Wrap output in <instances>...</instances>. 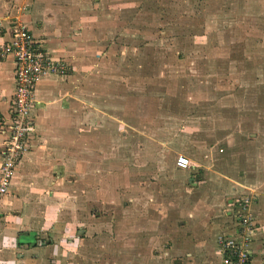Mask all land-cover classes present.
Here are the masks:
<instances>
[{"label": "rangeland", "instance_id": "374dc122", "mask_svg": "<svg viewBox=\"0 0 264 264\" xmlns=\"http://www.w3.org/2000/svg\"><path fill=\"white\" fill-rule=\"evenodd\" d=\"M84 3L96 35L94 66L73 71L75 99L92 121L104 114L115 124L100 127L110 136L99 153L91 148L89 184L75 188L85 191L91 220L108 230L105 241L96 236L90 245L89 263L131 264L130 235L120 225L129 228L132 214L177 219L171 241H163L160 233L170 228L160 223L153 234L172 246L177 214L193 208V199L216 214L204 222L213 227L232 216L226 204L233 186L255 190L253 204L264 199V0ZM179 155L195 167L176 173ZM99 183L106 200L97 196ZM189 233L200 241L202 233ZM202 240L217 243L215 235ZM178 253L156 264H185Z\"/></svg>", "mask_w": 264, "mask_h": 264}, {"label": "crops", "instance_id": "0c3cea01", "mask_svg": "<svg viewBox=\"0 0 264 264\" xmlns=\"http://www.w3.org/2000/svg\"><path fill=\"white\" fill-rule=\"evenodd\" d=\"M84 2L0 0V44L10 40L11 26L21 20L35 45L69 68L66 76H46L35 87L36 103L30 112L32 132L27 138L30 149L15 167L10 191L0 199V264H90V245L96 243V236L105 241L106 234L102 235L108 232L106 224L91 220L94 214L85 207L89 201L85 191L75 189L89 184L91 148L99 153L103 140L110 136L102 133L100 127H115L104 114L92 121L90 112L80 109L75 99L78 75L74 72L86 73L94 66L90 61V42L91 35L95 34L88 13L84 14ZM25 6L29 9L23 10ZM103 11L106 17L111 16ZM106 22L107 18L100 19V33ZM13 70L12 59L0 60V151L9 135ZM82 110L84 115L83 112L79 115ZM175 171L183 170L175 167ZM193 182L200 186L202 181ZM95 186L98 198L106 200L105 186L100 183ZM228 193L232 196L228 198L226 211L227 216H232L226 226L205 225L216 214H208L206 209H201L205 208L202 201L193 199V208L177 214L180 226L173 233L178 237L172 238V246L168 242L161 244L165 238L171 241V222L177 219H170V214L168 217L166 214L130 215L131 225L123 231L121 223L120 230L130 235L131 264H156L160 263V257L171 262L179 250L183 252L179 256L188 257L183 261L185 264H221L219 237L232 234L235 229L238 202L245 197L253 200L256 196L255 190L248 189L243 194L236 186ZM257 201L254 202L257 205H250L258 228L250 246V264H264V199ZM139 216L146 224L140 223ZM158 223L162 228H170L160 233L163 241L153 235L157 233ZM189 231L202 233L200 241L197 236H188ZM206 234L215 235L217 243L202 240ZM93 236L95 239H91ZM120 242V246L127 245Z\"/></svg>", "mask_w": 264, "mask_h": 264}, {"label": "built area", "instance_id": "2783aa9c", "mask_svg": "<svg viewBox=\"0 0 264 264\" xmlns=\"http://www.w3.org/2000/svg\"><path fill=\"white\" fill-rule=\"evenodd\" d=\"M26 7L28 6L23 7V10ZM10 31V40L0 44V60L10 58L14 63L9 135L0 151V199L10 191L15 167L22 155L30 149L27 138L32 132L30 112L36 103V85L46 76H66L69 73L68 66L54 60L35 45L33 36L21 20H17ZM176 167L188 169L190 162L179 155ZM250 205V197L238 202L235 229L232 234L220 236L218 239L221 264H250V246L258 231Z\"/></svg>", "mask_w": 264, "mask_h": 264}]
</instances>
